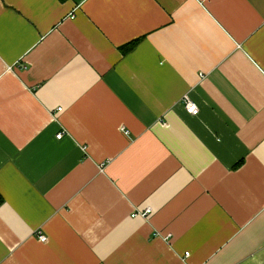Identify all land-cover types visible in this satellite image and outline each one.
<instances>
[{"label":"crops","instance_id":"0c3cea01","mask_svg":"<svg viewBox=\"0 0 264 264\" xmlns=\"http://www.w3.org/2000/svg\"><path fill=\"white\" fill-rule=\"evenodd\" d=\"M0 195V264H264V0H0Z\"/></svg>","mask_w":264,"mask_h":264},{"label":"built area","instance_id":"2783aa9c","mask_svg":"<svg viewBox=\"0 0 264 264\" xmlns=\"http://www.w3.org/2000/svg\"><path fill=\"white\" fill-rule=\"evenodd\" d=\"M184 104H185V107H186V111L188 113H190L191 115H196L198 113V107H197V105L193 101H191L187 96H184ZM60 110H61V108H58V111H60ZM62 136H63V133L62 132H58L56 134V138L57 139L62 138ZM150 211H151V209L149 207H147V208H145L142 211H139V210L134 211L131 214V216L132 217H135V216H138L139 215V216H142V217H147L148 214L150 213ZM39 238H40V241H42V242L46 241V237L43 236V235H40ZM185 255L187 256L188 255V252H185Z\"/></svg>","mask_w":264,"mask_h":264},{"label":"trees","instance_id":"16d2710c","mask_svg":"<svg viewBox=\"0 0 264 264\" xmlns=\"http://www.w3.org/2000/svg\"><path fill=\"white\" fill-rule=\"evenodd\" d=\"M138 41H139V39H135V40L123 45L121 47L122 52L125 54V53H128L129 51H131L132 49H134V47L137 45ZM2 202H3V199H2V196L0 195V204H2Z\"/></svg>","mask_w":264,"mask_h":264}]
</instances>
